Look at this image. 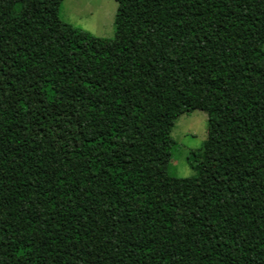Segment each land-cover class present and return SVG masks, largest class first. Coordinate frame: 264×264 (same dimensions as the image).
Segmentation results:
<instances>
[{
	"label": "trees",
	"instance_id": "16d2710c",
	"mask_svg": "<svg viewBox=\"0 0 264 264\" xmlns=\"http://www.w3.org/2000/svg\"><path fill=\"white\" fill-rule=\"evenodd\" d=\"M60 3L0 0V264H264V0H115L109 38Z\"/></svg>",
	"mask_w": 264,
	"mask_h": 264
},
{
	"label": "rangeland",
	"instance_id": "374dc122",
	"mask_svg": "<svg viewBox=\"0 0 264 264\" xmlns=\"http://www.w3.org/2000/svg\"><path fill=\"white\" fill-rule=\"evenodd\" d=\"M115 0H61L59 17L99 37H112ZM264 49V43L262 44ZM175 145L169 160V173L177 177L194 174L189 166L194 157L191 150L201 147L206 136V114L193 109L179 114L169 132Z\"/></svg>",
	"mask_w": 264,
	"mask_h": 264
}]
</instances>
